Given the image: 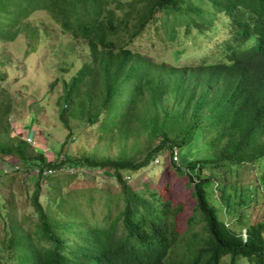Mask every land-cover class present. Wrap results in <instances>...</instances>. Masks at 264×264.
<instances>
[{"label": "trees", "instance_id": "16d2710c", "mask_svg": "<svg viewBox=\"0 0 264 264\" xmlns=\"http://www.w3.org/2000/svg\"><path fill=\"white\" fill-rule=\"evenodd\" d=\"M108 1L0 0V24L3 11L11 14L9 6H17L18 15L10 17L8 26L32 9H46L51 23L67 36L64 52L70 63L80 61L69 77L56 78L62 86L59 118L69 128L67 150L48 159L40 146L1 129L6 135L0 139V155L18 160L11 172L0 173L3 188L10 185L6 178L16 179L14 172H37L33 181L21 178L32 184L23 193L28 209L18 207L17 191H0V264H227V259L228 264H264V216L258 217L264 203L251 218L246 209L256 206V195L264 192V0H110L114 5L106 7ZM209 3L217 10L208 13ZM135 4L139 7L133 8ZM217 21L228 30V39L218 47L230 62L179 65L185 51L182 41L200 25L211 35ZM151 27L163 30V45L166 39L175 45V62L135 48L137 37ZM4 29L1 39L7 38ZM30 33L33 45L26 51L50 34L48 25L31 27ZM8 37L16 40L18 35ZM18 42L25 49L23 41ZM50 53H55L52 48ZM5 63L0 60L1 66ZM10 72L9 66L0 70L5 83L0 82V104L11 83ZM4 106L3 113H8L13 102ZM69 116H76L78 124L70 126ZM3 126L9 127L7 116ZM88 133L98 143L85 152L77 143ZM198 133L206 145L204 155L180 157L179 166V159L172 158L173 147L180 152L183 145H196ZM140 135L145 137L141 144ZM111 147L116 153L108 151ZM166 153L177 172L186 176L195 200L184 218L182 202L172 205V199L163 196L169 185L162 160L158 180L133 187L122 177L124 171L138 170ZM249 162L256 172L241 177L238 165L246 168ZM227 168L236 171L235 178L223 175ZM44 171L50 174L42 184ZM89 171L103 174L107 188L86 179ZM79 174L80 181L68 188ZM218 177L222 179L217 182ZM248 180L253 190H260L253 197L247 191V202L242 193L237 195L236 203L232 194L239 182L247 189ZM160 181L162 194L155 189ZM216 183L220 198L232 189L224 197L240 207L226 214L233 216L230 222L220 214L224 206L219 198L216 202L209 197Z\"/></svg>", "mask_w": 264, "mask_h": 264}, {"label": "rangeland", "instance_id": "374dc122", "mask_svg": "<svg viewBox=\"0 0 264 264\" xmlns=\"http://www.w3.org/2000/svg\"><path fill=\"white\" fill-rule=\"evenodd\" d=\"M24 4L23 2H21ZM25 5V4H24ZM114 4L112 1H108L105 6L112 7ZM139 4H135L133 8H138ZM11 14L3 11L1 17L2 21L0 24V29L3 30V35L7 38H0V60H4L6 63L4 66L0 65V70H5V67H10L11 72L7 76L8 80L11 82L7 85L6 96L1 100L0 104V116H7L9 121V127L5 128L3 126V117L0 118V139L2 135H6L3 133L1 129L8 130L7 135L19 136L21 138H25L27 141L31 142V144L35 146H40L41 150L46 153L48 159L56 157L57 152L62 150H67L69 144L64 143L66 135L68 133L69 128L62 122L59 118V107H58V94L61 93L62 86L61 81L56 79L57 76H65L69 77L73 74L78 66L80 65V61L77 60L74 64L70 63L69 55L64 52L67 44V36L61 32V30L56 27L53 23H51V19L49 16V12L43 8H35L30 10L28 15H25L22 18V21L14 22V25L8 26L6 22H11L13 19L10 17L14 14L16 17L18 15L17 6H9ZM208 8V13H212L213 10H217L210 3L206 6ZM204 7V9L206 10ZM25 9H28L27 7ZM161 14H159L160 17ZM222 18V16H221ZM15 20V18H14ZM28 23L27 32L25 30V24ZM44 23V24H42ZM159 23V22H158ZM217 24L216 31H213L211 35L208 33L206 29H203L202 25L200 28L194 29L193 36H189L184 39L182 42L185 44L184 54L179 57L178 63L179 65H190L199 62L201 59L212 62L213 60L221 59L225 53L222 51H215L211 53L212 50L216 48V46L224 41L227 35V27L222 26L220 22H215ZM44 25H48L49 35L45 36L43 41L37 43L34 46L33 50L26 51V48H30L33 45V42L29 40L30 28L31 27H42ZM4 26V27H3ZM185 26H183L184 28ZM214 29L213 27L211 30ZM184 30H181L183 32ZM13 32V33H12ZM158 32V33H157ZM16 33L18 35L17 39H11L8 36L10 34ZM164 36V32L162 29L154 30V27H151L149 30H146L141 36L137 37L134 42L135 48L140 50H146L149 54L156 57L157 59H163L169 62H175L172 49L175 47L174 44H171L167 39L163 42L164 45L160 42L161 37ZM18 40L23 41V45L25 44V49H23L22 45L19 47L17 44ZM176 47L180 46L179 43H175ZM53 49L55 53H50V49ZM227 51V50H226ZM77 59V57L74 56ZM4 83L3 81H0ZM51 82L53 83L51 87ZM5 84V83H4ZM49 89H52L49 91ZM13 102V108L8 113H3V109L5 108L4 104L8 102ZM31 103V105H29ZM68 124L70 126L77 125V117L69 116ZM83 142L77 143V147L81 148L85 152L91 151L95 145L98 143V138L92 135L91 133L87 134V137L84 138L82 136ZM145 140L144 135L139 136V143L141 144ZM73 142L72 144H75ZM196 145L186 144L183 145L179 152V161L178 165L183 166V162H181L180 157L185 159V157H202L205 153L206 145L203 142L201 133L196 134ZM64 144V145H62ZM67 147V148H66ZM111 154L116 153V148H109L108 150ZM142 155V154H141ZM140 155V156H141ZM161 164L165 167L164 173L165 177L168 180V188L164 191L163 196L172 199V205H177V203L182 202L184 210L181 211L180 217L184 218V216L191 214L195 200L191 196V190L186 187V176L183 174H179L174 167V164L170 161V154L166 153L161 157H155L154 162L149 163L146 166L139 168L138 170H134L131 172L124 171L122 175L123 179L129 183L131 186H141L145 184V180H158L159 176L158 170ZM18 160L14 156L9 155H0V173L11 172V169L16 167ZM241 170L242 175H252L253 170L256 172L255 165L252 162L247 164V167H241L238 165ZM7 170V171H6ZM71 171L72 169L69 168ZM84 170V169H83ZM36 168H30L26 172L18 171L14 172L16 179L6 178L4 180L5 183L10 185H5L4 188L0 182V191L10 193L13 191L18 192V196H16V200L19 205L23 208V210L28 209V204L25 205L24 201V191L27 187V184L32 187V184L23 181L21 182V178L26 175L29 177L30 181H33V178L36 177ZM236 171H229L227 168L223 175L232 176L235 178ZM109 174L108 172H103ZM129 173V174H128ZM49 171H44L41 175L40 183L45 184ZM85 172V178L92 180L94 184L99 188H107L105 181L102 176L103 174H94L91 175L89 171ZM82 177V174L76 175L72 178V180L68 183V188L73 187L78 182L77 177ZM19 180H18V179ZM221 177L217 178L220 180ZM222 179V178H221ZM230 179V178H229ZM248 179V178H247ZM251 179V178H250ZM253 180V179H251ZM20 181V182H19ZM246 182V181H244ZM249 182V180L247 181ZM220 183V181H219ZM249 182L248 188L243 189L238 184L237 190H235L236 195L232 194V199L235 198V202L237 201V195L241 196V193L245 196L247 202L246 192L248 191L249 197L254 196V191L257 192L260 189H254V183ZM162 181L155 184V189L161 192ZM9 186V187H8ZM229 186V185H228ZM21 190L23 191L21 193ZM232 191V189L227 188L226 191ZM223 197L220 198V189L219 185L213 184L209 188V197L211 200L218 202L217 198L220 200V204L225 208L228 207V210H225L224 207H220L219 211L222 216L225 217L227 222H230L233 219V216L227 215L230 211L237 210L240 207H235L231 202H227L225 193ZM234 191V189H233ZM257 194V193H256ZM243 196V197H244ZM40 199H43V195L41 192ZM257 202L255 205L250 204L248 208H246L249 213V217L251 218V213H254L257 208L260 207L262 203H264V192L259 191V194L256 195L255 199ZM249 201V199H248ZM250 202V201H249ZM237 203V202H236ZM102 208V204L97 205V209L100 210ZM228 211V212H227ZM264 216V209H262L258 215V217ZM30 218L33 221H37L36 215H30ZM186 218V217H185ZM180 224V226H182ZM243 238L246 237L245 229L241 230ZM189 238H185L187 241ZM184 242H180V245ZM184 246V245H183ZM183 249V248H182ZM228 264V259L226 260ZM221 264H225L224 262ZM238 264H247L244 260H239Z\"/></svg>", "mask_w": 264, "mask_h": 264}, {"label": "clouds", "instance_id": "9594fccd", "mask_svg": "<svg viewBox=\"0 0 264 264\" xmlns=\"http://www.w3.org/2000/svg\"><path fill=\"white\" fill-rule=\"evenodd\" d=\"M225 39H228V38H227V35H226V38H225ZM225 39H224V40H225ZM222 42H223V41H221L220 43H222ZM220 43H219V44H220ZM219 50L222 51V50L218 47V45H217L216 48H215L214 50L211 51V53H214L215 51H219ZM226 52H228V51H226ZM254 52H255V54H256V53H257V50L254 49ZM201 60H203V59H201ZM201 60H200V61H201ZM200 61H199V62H200ZM203 61H205V60H203ZM213 61H214V62H218V61H222V62H230V59H229V57L225 54L221 59H219V60H213ZM205 62H207V61H205ZM197 63H198V62H197ZM194 64H196V63H194ZM174 147H176V146H174ZM174 147H173V148H174ZM176 148H177V147H176ZM177 150H178V148H177ZM177 155H178V157H179V151H178V154H177ZM175 161L177 162V161H178V158H177V160H175ZM126 173H127V172H126ZM128 174H129V173H128Z\"/></svg>", "mask_w": 264, "mask_h": 264}, {"label": "built area", "instance_id": "2783aa9c", "mask_svg": "<svg viewBox=\"0 0 264 264\" xmlns=\"http://www.w3.org/2000/svg\"><path fill=\"white\" fill-rule=\"evenodd\" d=\"M172 158L174 159V160H177V158H178V150H177V148L176 147H174L173 148V151H172Z\"/></svg>", "mask_w": 264, "mask_h": 264}]
</instances>
